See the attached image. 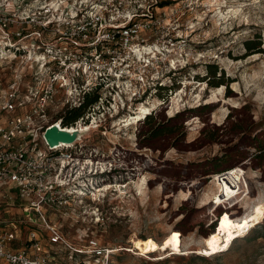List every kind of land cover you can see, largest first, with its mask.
<instances>
[{"label":"rangeland","instance_id":"obj_1","mask_svg":"<svg viewBox=\"0 0 264 264\" xmlns=\"http://www.w3.org/2000/svg\"><path fill=\"white\" fill-rule=\"evenodd\" d=\"M136 3L145 15L140 20L150 26L129 38L121 50L145 48L141 50L145 54L164 49L165 54L154 57V66L166 69L164 63L174 58L171 64L177 70L163 77L164 70L159 76L165 84L159 90L164 92L156 87L150 93L151 121L146 116L124 126L139 102H129L114 118L108 103L100 108L103 115L91 110L90 119L95 113L102 126L81 138L83 156L93 161L89 165L93 172L85 179L88 193L43 210L72 246L81 247L94 238L112 248L109 264H264V238L250 240L248 231L223 251L200 252L221 214L249 220L257 204L264 210V0ZM128 4L122 0L121 8ZM259 35L263 51L254 52L247 42H258ZM210 65L217 67V77L222 74L224 84L219 87L201 80L211 75ZM15 69L12 62L0 63V84L10 81ZM32 73L25 70L26 85L33 86ZM57 117L52 112L50 120ZM231 169L238 170L242 192L218 206L213 200L227 184L217 176ZM105 184L113 187L94 192V187ZM10 193L12 199L0 194V221H24L33 210H25L29 203L19 200L15 190ZM263 221L264 216L259 223ZM176 231L182 235L179 251L171 249ZM27 233L28 228H22L15 246H24ZM44 234L49 236V231ZM147 238H152L154 248L142 253L133 240ZM45 242L47 248L57 246L54 250L66 255L62 246ZM75 262L93 264L85 256L70 261Z\"/></svg>","mask_w":264,"mask_h":264},{"label":"built area","instance_id":"obj_2","mask_svg":"<svg viewBox=\"0 0 264 264\" xmlns=\"http://www.w3.org/2000/svg\"><path fill=\"white\" fill-rule=\"evenodd\" d=\"M129 1L124 10L122 0H0V63L16 64L13 78L0 84V194L12 199L10 190H15L19 200L29 203L25 210H33L24 221H0V264H55L59 259L71 264L79 256L109 264L112 248L94 238L72 246L43 210L67 205L76 195L82 199L88 193L86 174L93 172L91 159L82 153V136L53 149L44 133L53 124L67 130L99 128L100 116L94 113L90 119V113L96 109L103 115L100 108L107 103L111 118L124 113L129 102L151 108L150 93L165 88L160 74L177 70L174 58L164 63L166 69L154 66L164 49L121 50L150 26L140 20L145 15L136 0ZM26 69L33 70V86L23 82ZM91 91L98 92V101L74 124L50 120L52 112L59 116ZM24 227V246H15ZM47 239L66 255L54 250L57 246L47 248Z\"/></svg>","mask_w":264,"mask_h":264},{"label":"bare ground","instance_id":"obj_3","mask_svg":"<svg viewBox=\"0 0 264 264\" xmlns=\"http://www.w3.org/2000/svg\"><path fill=\"white\" fill-rule=\"evenodd\" d=\"M183 92V91H181ZM140 109L141 106H143ZM153 106V105H152ZM140 107L131 115L126 118L124 126H127L129 124H133L139 120H142L146 116H148L149 113H151V108L148 107L145 104L140 105ZM154 109V107H153ZM138 111V112H137ZM137 112V113H136ZM60 128L62 126L58 125ZM93 126H87L84 128V126H80L77 128H74L72 131H89ZM60 146H67V144L62 143ZM90 163H93L92 160L89 161ZM223 177L227 184V191H220L216 195V199H214L217 203L224 201L227 196L232 194L239 183L240 177L239 174L231 171V172H225L217 176V178ZM224 182V183H225ZM226 184L224 186H226ZM113 186L111 184H107L104 188L102 186L101 191H107L111 189ZM96 188V189H95ZM94 192L99 190L100 187H94ZM93 192V193H94ZM264 216V210L261 205H256L254 208V212L250 216V219H233L228 214H225L221 217L219 222V227L215 229L216 231L211 233L208 238L206 239V248L201 249L200 252L203 254H212L220 249L223 251L224 249H227L232 244V241L234 240L236 236L242 235L245 232H249L251 227H253L255 224H258L261 221V218ZM218 225V224H217ZM233 239V240H232ZM134 246L137 250L141 251L142 253H149L152 252V249L154 248L153 240L152 238L147 239H134L133 240ZM182 244V235L178 231L175 233V235L172 237L171 240V249L179 251ZM198 251V250H197ZM174 252V251H173ZM174 254V253H173ZM143 255V254H142ZM158 259V258H157Z\"/></svg>","mask_w":264,"mask_h":264},{"label":"trees","instance_id":"obj_4","mask_svg":"<svg viewBox=\"0 0 264 264\" xmlns=\"http://www.w3.org/2000/svg\"><path fill=\"white\" fill-rule=\"evenodd\" d=\"M257 37H258V42L253 43V42L250 41V42H247V45H248V48L251 49V50H254V52H262L263 51V49L261 48L262 38H261L260 35L257 36ZM208 67H210L208 69V71L211 73V75L209 77H201V78H203L201 80H207L206 82H208L209 85L214 86V87H219L220 85L224 84V79L222 77V74L220 76H218V77L216 75V73H217V67H215V69H212V66L211 65L208 66ZM159 92L160 93H163L164 91H160L159 90ZM97 101H98V92L91 91V92L87 93L84 96V98L82 99V101L77 106H75L73 108H67L65 110V112L61 113L58 116V118H61L62 119V124L64 126L72 125L77 120H79L81 117H83L84 115H86V113L89 111V109L91 108V106L93 104H95ZM153 118H154L153 117V113H151L145 119H147V121H151V119H153ZM231 171H234V172L238 173V170H236V169L227 170V171H224L223 173H225V172H231ZM105 172L106 171H104L103 173H105ZM218 175H220V174H218ZM239 183H240V180H239ZM239 183H238V185L236 187L237 189L235 190V192H233L231 195L227 196V198L224 201H221V202L217 203L215 200H213V203L214 204H217L218 206L222 205V203H223V205H225V203H228V201L230 202L233 199H235L236 197H238L240 195V193L242 192V191H239L240 190ZM105 185H107V184H105ZM105 185H103V187ZM101 187L102 186H100V188ZM225 214H228L229 215L228 212H225V213L221 214L219 216V219H218V225H217V227H219V222H220L221 217L223 215H225ZM217 227L215 229H217ZM176 232H178V231H176ZM246 238H248L250 240H256V239L264 238V221L262 223H258L257 226H255L254 228H251L249 230ZM233 244H234V240L232 241V244L230 245V247Z\"/></svg>","mask_w":264,"mask_h":264},{"label":"water","instance_id":"obj_5","mask_svg":"<svg viewBox=\"0 0 264 264\" xmlns=\"http://www.w3.org/2000/svg\"><path fill=\"white\" fill-rule=\"evenodd\" d=\"M86 131H72L60 128L57 124H53L47 128L44 137L50 147L58 148L62 143L71 144L83 135Z\"/></svg>","mask_w":264,"mask_h":264}]
</instances>
